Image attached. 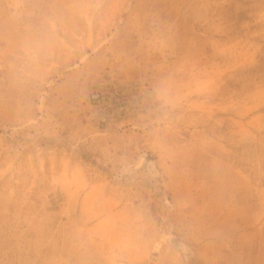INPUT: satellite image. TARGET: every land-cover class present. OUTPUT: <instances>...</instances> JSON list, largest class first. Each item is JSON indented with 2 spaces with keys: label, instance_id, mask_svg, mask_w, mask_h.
Here are the masks:
<instances>
[{
  "label": "rangeland",
  "instance_id": "rangeland-1",
  "mask_svg": "<svg viewBox=\"0 0 264 264\" xmlns=\"http://www.w3.org/2000/svg\"><path fill=\"white\" fill-rule=\"evenodd\" d=\"M0 264H264V0H0Z\"/></svg>",
  "mask_w": 264,
  "mask_h": 264
},
{
  "label": "bare ground",
  "instance_id": "bare-ground-1",
  "mask_svg": "<svg viewBox=\"0 0 264 264\" xmlns=\"http://www.w3.org/2000/svg\"><path fill=\"white\" fill-rule=\"evenodd\" d=\"M144 162H145V157L144 156L139 157L138 161L133 166L130 167L131 172L139 169ZM148 169L152 176L158 175V170L154 162L150 161V163L148 164Z\"/></svg>",
  "mask_w": 264,
  "mask_h": 264
}]
</instances>
